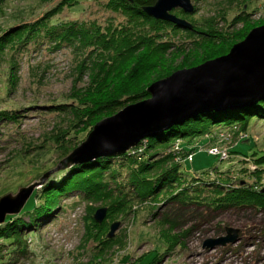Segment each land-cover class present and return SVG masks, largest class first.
<instances>
[{
	"label": "rangeland",
	"instance_id": "374dc122",
	"mask_svg": "<svg viewBox=\"0 0 264 264\" xmlns=\"http://www.w3.org/2000/svg\"><path fill=\"white\" fill-rule=\"evenodd\" d=\"M62 1L4 0L0 34L11 25L38 19ZM190 1L192 13H181L180 8L171 13L189 22L196 32L183 27L173 31L170 26L158 32L173 48L185 49L182 54H165L162 64L170 68L168 75L189 68L190 64L181 66L185 54H193V60L203 54L205 49L199 44L206 43L207 38L199 33L209 30V22L229 43L235 32H249L264 24V0ZM243 11L248 13L246 21L236 18ZM74 21L96 23L104 29L125 25L128 18L109 7V0H78L72 6L63 5L52 18L53 23ZM197 39L200 42L195 45ZM18 45L8 46L0 54V111L14 110L17 115L14 121H0V197L40 182L32 200L42 205L44 187L55 186L54 181L66 176L74 166L56 170L60 162L86 140L99 120L78 123L71 115L78 103L71 97L73 90L90 81V74L80 75L78 70L87 58L80 45L64 43L56 48L41 36ZM168 75L158 79L154 75L150 84ZM61 105L68 111L60 110ZM67 106H72L71 111ZM234 108L239 107L231 109ZM167 129L150 137L156 138ZM180 136L170 135L163 140L166 144H155V139L151 146L145 138L130 148L125 158L111 156L109 166L115 174L109 177L110 191L103 197L85 198L71 191L60 194L58 199L54 197L56 206L50 212L45 208L22 213V208L10 215L15 218L13 222L27 250L23 255H10L6 247L0 250V258L5 264H264V205L224 199L227 190L241 187L261 192L264 188V165L257 168L254 161L264 153V119L253 120L245 133L231 124H210L205 134ZM164 158H169L168 167L178 165L184 174L180 182L183 186L174 185L172 190L156 188L144 196L137 194L129 177L138 162ZM33 192L25 209L32 208L28 201ZM178 192L180 196L174 197ZM118 201H123L124 206L119 205L109 216L110 204ZM102 207L107 210L98 223L94 214ZM116 222L118 227L108 236L111 224ZM227 228L238 230L237 240L224 245L222 241L214 243L227 236Z\"/></svg>",
	"mask_w": 264,
	"mask_h": 264
},
{
	"label": "trees",
	"instance_id": "16d2710c",
	"mask_svg": "<svg viewBox=\"0 0 264 264\" xmlns=\"http://www.w3.org/2000/svg\"><path fill=\"white\" fill-rule=\"evenodd\" d=\"M77 1L63 0L57 7L45 12L32 22L9 26L0 34V54L4 53L8 46L13 47L17 42L20 46L29 39L38 36L48 39L56 48L64 43L77 47L80 45L87 52V58L78 67V70L80 75L84 72L90 74V81L85 86L73 90L71 97L78 102L73 108V112L71 111L72 106L67 107H69L73 119L77 120L78 123L88 119L95 123L103 117L112 115L118 108L126 104L147 98L149 95L146 88L152 82V76L155 75V79H158L170 73V68L164 62L162 64L165 54H182L185 49L178 46L173 48V45H170L167 41L164 42L158 34L163 26H170L173 31H177L179 26L168 21L155 19L143 11L144 6L152 5L156 0H109V7L122 12L128 18V23L125 25L121 24L103 29L96 23L88 24L81 21L52 22L53 16L62 9L63 5L72 6ZM3 3L4 0H0V13L2 12ZM247 17V12H241L236 16L240 21H246ZM211 22L207 24L209 30L199 33L206 35L207 38L206 43L199 44L205 49L203 54L199 55L198 58L196 57V59L194 58V60L193 54H185L186 59L181 65L182 67L188 64L190 65L187 67L194 66L225 54L233 44L242 40L249 30L235 32L231 35L230 41H232L229 43L222 33H217L214 28L212 29L214 23ZM147 25L149 30H146ZM189 31L196 32V29L193 27ZM197 41L195 45L200 42L198 39ZM59 109L68 111L62 105ZM16 117V111L14 110L0 111V121L11 122ZM255 119H264V98L239 108H225L219 111L211 110L200 113L192 118L190 117L181 125L174 124L175 126L167 129L162 134L160 133L156 138L148 137L146 139H148L149 146L152 145V142L154 143L155 139L158 140L155 144H166L167 141L163 142V140L168 139L167 137L170 135L193 137L205 134L208 132L210 124H231V126H236L241 133H245ZM141 142L142 140L138 144H141ZM127 153L128 151L114 157L125 158ZM104 157L90 163L74 164L66 176L54 181L53 185L55 186L44 187L41 192V195L44 196V205H41V203L36 204L32 200L33 196L37 194L35 191L28 201V203L33 204L32 208L25 209L23 207L22 213H30L45 208L47 209L46 212H50L56 206L54 197L71 191H78L85 198H97L107 195L106 193L110 191L107 181L115 173L109 166L113 157ZM167 159L154 160L152 163L147 161L138 162L136 169L129 177L130 183L136 187L135 192L137 194L140 193V196H144L156 188L163 187L172 190L171 188L174 185L183 186L180 182L184 174L180 172L177 164L168 167V163L166 165ZM254 161L257 168L263 166L264 153L255 157ZM219 187L218 185L216 189H219ZM180 194L178 192L174 197L178 198ZM224 199H226V202H245L248 200L254 201L257 206L264 205V195L261 192L254 189H242L241 187L232 191L227 190ZM122 202L118 201L110 204L108 208L109 216L114 213V209L124 206ZM46 212L42 211L41 214ZM12 219L13 217L9 215L0 224V239L2 241L0 242V250L3 251L4 248L9 247L10 249L6 250V253L11 255V253L19 252L23 255L27 249L23 245L22 235L16 221L13 222L15 218ZM0 264H5V261L1 258Z\"/></svg>",
	"mask_w": 264,
	"mask_h": 264
},
{
	"label": "water",
	"instance_id": "95a60500",
	"mask_svg": "<svg viewBox=\"0 0 264 264\" xmlns=\"http://www.w3.org/2000/svg\"><path fill=\"white\" fill-rule=\"evenodd\" d=\"M131 1V0H130ZM180 8L192 13L190 0H156L144 6L149 16L187 29L192 25L171 13ZM151 97L129 104L94 124L86 140L64 158L56 170L69 164L87 163L102 156L125 153L139 141L204 111L241 107L264 98V24L253 27L223 55L172 72L147 87ZM63 164V165H61ZM40 182L21 187L16 194L0 197V224L7 215L21 211ZM261 192L264 193V188ZM106 207L95 211L100 223ZM118 222L111 224L112 236ZM227 236L214 243L237 240L238 230L227 228Z\"/></svg>",
	"mask_w": 264,
	"mask_h": 264
},
{
	"label": "bare ground",
	"instance_id": "6f19581e",
	"mask_svg": "<svg viewBox=\"0 0 264 264\" xmlns=\"http://www.w3.org/2000/svg\"><path fill=\"white\" fill-rule=\"evenodd\" d=\"M209 112V111H208ZM24 207V206H23Z\"/></svg>",
	"mask_w": 264,
	"mask_h": 264
}]
</instances>
